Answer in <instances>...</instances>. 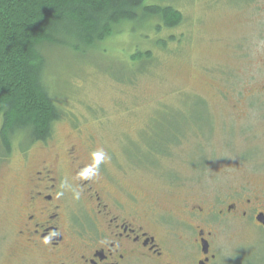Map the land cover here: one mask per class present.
I'll return each instance as SVG.
<instances>
[{"label":"rangeland","instance_id":"374dc122","mask_svg":"<svg viewBox=\"0 0 264 264\" xmlns=\"http://www.w3.org/2000/svg\"><path fill=\"white\" fill-rule=\"evenodd\" d=\"M167 1L183 15L171 30L155 34L129 23L95 50L42 49L44 80L62 114L46 142L13 146L7 157L0 153V264L21 262L11 252L22 222L20 180L44 165L57 168L68 185L67 212H76L80 224L88 210L73 197L79 191L73 174L93 164L91 154L99 149L107 158L92 178L111 191L106 202L121 214L137 211L145 224L158 219L161 229L183 224L179 214L210 207L217 195L236 202L263 188L264 0ZM168 34L180 40L155 46ZM135 49L152 50L142 73L130 62ZM173 123L186 129L179 143L153 162L141 160L140 154L151 158L147 136L165 125L159 130L165 139ZM194 127L203 135L190 132ZM217 229L218 246L238 248L227 264H264V231L237 220Z\"/></svg>","mask_w":264,"mask_h":264},{"label":"flooded vegetation","instance_id":"af4514ba","mask_svg":"<svg viewBox=\"0 0 264 264\" xmlns=\"http://www.w3.org/2000/svg\"><path fill=\"white\" fill-rule=\"evenodd\" d=\"M175 124L170 131L186 133L181 123L177 128ZM189 130L203 135L200 127ZM67 158L71 166L75 162L71 150ZM78 168L73 175L88 210L80 224L75 223L76 212H67L65 194L57 195L65 193L63 175L57 168L44 165L20 180L16 191L21 196L22 222L11 245L20 264L28 257L38 260L36 264H227L230 254L238 248L217 245L216 230L221 224L237 220L264 231L259 221L264 216V185L261 191H251L236 202H225L231 195H217L210 207H190L183 216L179 214L185 219L183 224L170 223L161 229L158 219L145 224L137 211L117 212L105 199L106 195L112 196L111 191L99 188L91 177L83 179L82 168ZM50 235V242L45 243Z\"/></svg>","mask_w":264,"mask_h":264},{"label":"trees","instance_id":"16d2710c","mask_svg":"<svg viewBox=\"0 0 264 264\" xmlns=\"http://www.w3.org/2000/svg\"><path fill=\"white\" fill-rule=\"evenodd\" d=\"M182 22V13L167 0H0V153L7 157L13 146L46 142L61 117L44 80V47L82 53L97 49L129 23L158 34ZM179 40L168 34L154 44L165 47ZM152 59L151 49H135L130 55L140 73ZM164 126L147 136L145 154L151 158L140 154L141 160L168 155L167 148L185 135L169 131L163 139L159 130Z\"/></svg>","mask_w":264,"mask_h":264},{"label":"clouds","instance_id":"9594fccd","mask_svg":"<svg viewBox=\"0 0 264 264\" xmlns=\"http://www.w3.org/2000/svg\"><path fill=\"white\" fill-rule=\"evenodd\" d=\"M93 164L86 166L84 170L81 171L80 175L83 179H89L90 177H97L99 175V164L103 162L107 158V154L103 149H99L91 154ZM62 187H68L67 181H65ZM63 191L59 192L57 195L62 196ZM81 193L80 191H74L73 197L74 199H80ZM54 235V233L52 234ZM51 240V235L44 239L45 243H49Z\"/></svg>","mask_w":264,"mask_h":264},{"label":"water","instance_id":"95a60500","mask_svg":"<svg viewBox=\"0 0 264 264\" xmlns=\"http://www.w3.org/2000/svg\"><path fill=\"white\" fill-rule=\"evenodd\" d=\"M259 221L264 224V216H262Z\"/></svg>","mask_w":264,"mask_h":264}]
</instances>
